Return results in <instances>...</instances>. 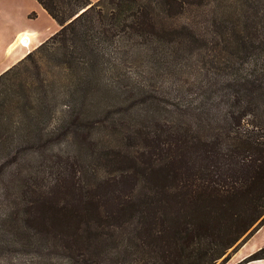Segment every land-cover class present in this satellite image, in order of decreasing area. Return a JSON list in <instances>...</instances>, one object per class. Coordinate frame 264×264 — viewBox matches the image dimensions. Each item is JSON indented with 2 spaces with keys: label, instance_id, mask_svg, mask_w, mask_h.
<instances>
[{
  "label": "trees",
  "instance_id": "1",
  "mask_svg": "<svg viewBox=\"0 0 264 264\" xmlns=\"http://www.w3.org/2000/svg\"><path fill=\"white\" fill-rule=\"evenodd\" d=\"M37 1L57 71L0 74V264H224L264 224V0Z\"/></svg>",
  "mask_w": 264,
  "mask_h": 264
},
{
  "label": "crops",
  "instance_id": "2",
  "mask_svg": "<svg viewBox=\"0 0 264 264\" xmlns=\"http://www.w3.org/2000/svg\"><path fill=\"white\" fill-rule=\"evenodd\" d=\"M59 28L60 25L37 0H0V74ZM19 34L20 36L27 34L29 38L27 45L20 44ZM258 230L231 255V264H264V258L242 263V260L253 251L264 246V240L250 246Z\"/></svg>",
  "mask_w": 264,
  "mask_h": 264
},
{
  "label": "rangeland",
  "instance_id": "3",
  "mask_svg": "<svg viewBox=\"0 0 264 264\" xmlns=\"http://www.w3.org/2000/svg\"><path fill=\"white\" fill-rule=\"evenodd\" d=\"M37 47H35L31 51H29L24 56L22 63L19 65V67L17 69L18 76L33 77L36 72H35V69L32 65V62H34L35 60L38 61L39 62L38 64L41 67H44L48 71V73H50V74L56 73L57 68L53 65V62L49 59V57L46 56V54H43L42 51H40ZM183 77H185V76H183ZM89 114H93V113H89ZM80 138H81L80 136L75 138L73 140V142L71 143V145L66 144L64 147H63V145L60 146V148H62V149H60V152L58 154L60 157H70V158H75L78 155H80L83 157L84 160H86L90 164V167H94L95 161L91 162L92 161L91 156L82 152V151L89 152L90 149L88 148L87 144H84L81 142ZM197 204H198V202L193 204V205H190L188 202L183 203V204L179 203L178 205L172 204L173 209L176 208L177 213H173V212H171V213L174 216H176V215L181 216L183 214L186 215V214L194 213L196 219H198V218L201 219L202 217L207 215L206 209L204 208L206 203H199L198 208H197V212H196L195 206ZM263 240H264V224L259 228L258 233L251 240L250 246L251 245H257L258 243H260ZM260 248H258V249H260ZM258 249H256V250H258ZM17 256H19V255H17ZM26 257H28V256H25L24 258H26ZM231 263H232V261H230V258H229L224 264H231Z\"/></svg>",
  "mask_w": 264,
  "mask_h": 264
},
{
  "label": "bare ground",
  "instance_id": "4",
  "mask_svg": "<svg viewBox=\"0 0 264 264\" xmlns=\"http://www.w3.org/2000/svg\"><path fill=\"white\" fill-rule=\"evenodd\" d=\"M20 36V34H19ZM19 42L21 41L23 44L22 45H27L29 43V38L27 37V34H23L22 36L18 37Z\"/></svg>",
  "mask_w": 264,
  "mask_h": 264
},
{
  "label": "built area",
  "instance_id": "5",
  "mask_svg": "<svg viewBox=\"0 0 264 264\" xmlns=\"http://www.w3.org/2000/svg\"><path fill=\"white\" fill-rule=\"evenodd\" d=\"M20 44H23V43L20 41Z\"/></svg>",
  "mask_w": 264,
  "mask_h": 264
}]
</instances>
